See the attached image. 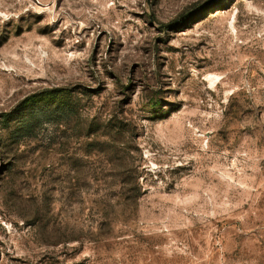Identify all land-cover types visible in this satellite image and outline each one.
<instances>
[{
    "label": "rangeland",
    "instance_id": "rangeland-1",
    "mask_svg": "<svg viewBox=\"0 0 264 264\" xmlns=\"http://www.w3.org/2000/svg\"><path fill=\"white\" fill-rule=\"evenodd\" d=\"M0 264H264V0H0Z\"/></svg>",
    "mask_w": 264,
    "mask_h": 264
},
{
    "label": "bare ground",
    "instance_id": "bare-ground-1",
    "mask_svg": "<svg viewBox=\"0 0 264 264\" xmlns=\"http://www.w3.org/2000/svg\"><path fill=\"white\" fill-rule=\"evenodd\" d=\"M221 79V76L219 75H213L210 77L211 85H215L217 82H219Z\"/></svg>",
    "mask_w": 264,
    "mask_h": 264
},
{
    "label": "trees",
    "instance_id": "trees-1",
    "mask_svg": "<svg viewBox=\"0 0 264 264\" xmlns=\"http://www.w3.org/2000/svg\"><path fill=\"white\" fill-rule=\"evenodd\" d=\"M58 91H59V89H55V90L46 91V92H47V94H52V93H56V92H58Z\"/></svg>",
    "mask_w": 264,
    "mask_h": 264
}]
</instances>
